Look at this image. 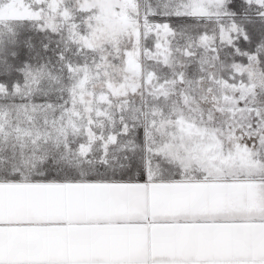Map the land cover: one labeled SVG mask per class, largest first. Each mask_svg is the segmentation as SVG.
<instances>
[{"label":"snow or ice","instance_id":"1","mask_svg":"<svg viewBox=\"0 0 264 264\" xmlns=\"http://www.w3.org/2000/svg\"><path fill=\"white\" fill-rule=\"evenodd\" d=\"M0 264H264V0H0Z\"/></svg>","mask_w":264,"mask_h":264}]
</instances>
